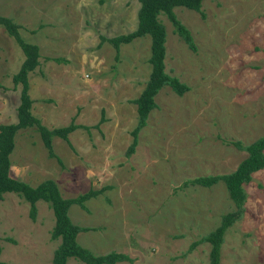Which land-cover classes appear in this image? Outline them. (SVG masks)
Wrapping results in <instances>:
<instances>
[{"label":"rangeland","instance_id":"1","mask_svg":"<svg viewBox=\"0 0 264 264\" xmlns=\"http://www.w3.org/2000/svg\"><path fill=\"white\" fill-rule=\"evenodd\" d=\"M138 0H0V15L38 46L28 73L31 111L48 127L80 124L53 135L49 155L34 126L16 130L8 174L36 184L51 177L64 197L104 189L71 204L70 219L88 230L77 240L95 253L116 250L131 260L114 264H208L209 244H188L234 209L221 181L182 185L184 179L232 170L247 143L264 133V0H202L201 10L175 6L195 50L164 14V67L188 85L182 94L164 86L156 106L126 153L136 120L131 101L148 77L149 35L115 50L100 35L134 28ZM58 57L59 60L48 59ZM23 53L0 25V123L15 120ZM84 125V126H82ZM243 211L225 231L220 264H264V167L243 184ZM52 210L15 192L0 198V259L9 264H52L59 238L50 237ZM67 264H85L69 257Z\"/></svg>","mask_w":264,"mask_h":264},{"label":"trees","instance_id":"2","mask_svg":"<svg viewBox=\"0 0 264 264\" xmlns=\"http://www.w3.org/2000/svg\"><path fill=\"white\" fill-rule=\"evenodd\" d=\"M139 5L136 11V24L134 28L123 33L111 36L100 35V40L109 42L115 50L114 57L117 58L118 48L121 43L130 42L133 38L149 35V56L150 70L148 77L139 93L131 99L135 104L136 120L130 130L132 139L127 146L126 153L134 150L137 141V132L146 123L149 111L156 106L154 96L164 86H169L175 93L182 94L188 89V85L176 75L165 70V27L159 19V14H164L172 26V30L191 49L195 50V44L189 29L176 17L173 8L184 6L200 13L202 0H138ZM0 25L13 37L23 58L15 72L11 74L13 86H19L18 103L15 107V120L0 123V198L4 192H15L28 202V214L34 218L36 213V201H46L52 210L53 224L50 228V237L59 238V242L52 250V264H67L69 257L76 258L85 264H114L116 261L131 260L124 252L108 250L102 253H95L83 246L76 238L81 230H88L91 227L74 223L68 215V207L77 204L84 207L83 201L101 192L104 187L98 189L88 188L75 196L64 197L59 192L55 180L51 177L41 179L36 184L14 178L8 174L10 165L9 154L14 145L16 130L26 126H34L38 132L42 144L47 153L53 155L51 138L57 135L66 138L67 134L79 126L70 120L67 124L48 127L31 111L32 98L29 96L28 73L38 64V46L26 41L20 35L19 25L6 15H0ZM48 59L59 60L58 57ZM84 126V125H82ZM85 127V126H84ZM236 148L245 151L235 167L227 172L205 173L184 179L182 185L197 184L210 186L221 181L231 199L234 209L223 212L219 222L212 229L192 240L187 251L191 250L197 243L205 241L209 244L208 264H220V248L224 233L227 228L240 217L243 211L245 190L243 184L251 179L252 172L264 167V133L255 137L247 143L240 140H230ZM0 264H9L0 259Z\"/></svg>","mask_w":264,"mask_h":264},{"label":"crops","instance_id":"3","mask_svg":"<svg viewBox=\"0 0 264 264\" xmlns=\"http://www.w3.org/2000/svg\"><path fill=\"white\" fill-rule=\"evenodd\" d=\"M9 167H10V166H9ZM9 175L12 176V175L10 174V171H9ZM12 177H14V176H12ZM14 178H16V177H14ZM17 179H18V178H17Z\"/></svg>","mask_w":264,"mask_h":264}]
</instances>
